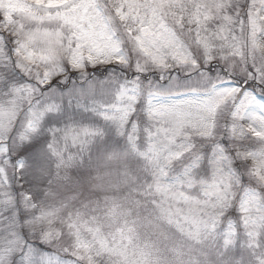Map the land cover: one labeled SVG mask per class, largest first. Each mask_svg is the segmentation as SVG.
<instances>
[{
    "label": "snow or ice",
    "instance_id": "snow-or-ice-1",
    "mask_svg": "<svg viewBox=\"0 0 264 264\" xmlns=\"http://www.w3.org/2000/svg\"><path fill=\"white\" fill-rule=\"evenodd\" d=\"M121 185L264 264V0H0V264H136Z\"/></svg>",
    "mask_w": 264,
    "mask_h": 264
},
{
    "label": "rangeland",
    "instance_id": "rangeland-1",
    "mask_svg": "<svg viewBox=\"0 0 264 264\" xmlns=\"http://www.w3.org/2000/svg\"><path fill=\"white\" fill-rule=\"evenodd\" d=\"M66 195V187L56 185L45 202L55 205ZM109 195L117 198L123 215L119 217L118 222H109L105 232L116 233L119 227H124V220H127V227H131L132 231L127 232L125 227L123 240L119 234L116 235V240L124 248L133 246L132 254L135 256L130 257L136 261V264H219L216 252L203 237L194 235L181 223L177 225L176 234L172 223L174 221L146 211L135 192H129L126 185H121L119 191L110 190ZM146 218L147 226L151 231L146 229ZM137 236H143L144 239L139 240ZM139 251L141 255L136 256Z\"/></svg>",
    "mask_w": 264,
    "mask_h": 264
}]
</instances>
